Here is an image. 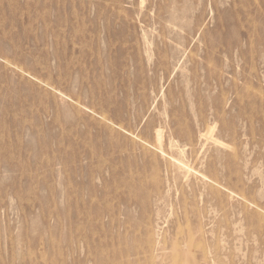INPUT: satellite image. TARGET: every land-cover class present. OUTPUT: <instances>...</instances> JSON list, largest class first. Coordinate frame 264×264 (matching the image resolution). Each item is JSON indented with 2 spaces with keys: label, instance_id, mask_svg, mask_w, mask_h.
Instances as JSON below:
<instances>
[{
  "label": "rangeland",
  "instance_id": "rangeland-1",
  "mask_svg": "<svg viewBox=\"0 0 264 264\" xmlns=\"http://www.w3.org/2000/svg\"><path fill=\"white\" fill-rule=\"evenodd\" d=\"M0 264H264V0H0Z\"/></svg>",
  "mask_w": 264,
  "mask_h": 264
},
{
  "label": "bare ground",
  "instance_id": "bare-ground-1",
  "mask_svg": "<svg viewBox=\"0 0 264 264\" xmlns=\"http://www.w3.org/2000/svg\"><path fill=\"white\" fill-rule=\"evenodd\" d=\"M32 76V75H31ZM213 128V127H212ZM212 128H211V131H212ZM210 132V131H209ZM205 134H206V132H205ZM176 140V139H175ZM186 178V177H185Z\"/></svg>",
  "mask_w": 264,
  "mask_h": 264
}]
</instances>
